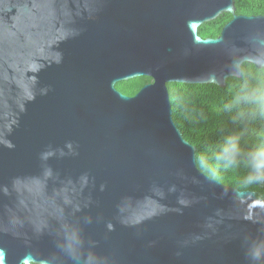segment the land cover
<instances>
[{
    "label": "water",
    "instance_id": "obj_1",
    "mask_svg": "<svg viewBox=\"0 0 264 264\" xmlns=\"http://www.w3.org/2000/svg\"><path fill=\"white\" fill-rule=\"evenodd\" d=\"M236 10L0 0V264H264V197L198 167L168 86L264 67V14Z\"/></svg>",
    "mask_w": 264,
    "mask_h": 264
},
{
    "label": "trees",
    "instance_id": "obj_2",
    "mask_svg": "<svg viewBox=\"0 0 264 264\" xmlns=\"http://www.w3.org/2000/svg\"><path fill=\"white\" fill-rule=\"evenodd\" d=\"M237 13L264 14V0H235ZM232 14L223 12L199 27L203 37L217 36ZM150 76L116 83L135 94ZM172 115L184 137L196 145V161L205 173L264 197V67L244 62L240 77L215 83H168ZM36 264V263H31Z\"/></svg>",
    "mask_w": 264,
    "mask_h": 264
},
{
    "label": "clouds",
    "instance_id": "obj_3",
    "mask_svg": "<svg viewBox=\"0 0 264 264\" xmlns=\"http://www.w3.org/2000/svg\"><path fill=\"white\" fill-rule=\"evenodd\" d=\"M260 155H261V156H264V152H261ZM259 166L264 167V162H262L261 165H259ZM253 255H254L255 258H259L260 255H261V250H260L259 248L256 249V250L254 251Z\"/></svg>",
    "mask_w": 264,
    "mask_h": 264
}]
</instances>
